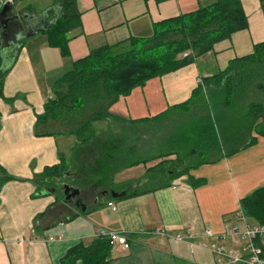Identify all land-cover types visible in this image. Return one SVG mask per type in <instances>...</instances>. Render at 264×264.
I'll return each instance as SVG.
<instances>
[{
  "label": "crops",
  "instance_id": "obj_1",
  "mask_svg": "<svg viewBox=\"0 0 264 264\" xmlns=\"http://www.w3.org/2000/svg\"><path fill=\"white\" fill-rule=\"evenodd\" d=\"M215 1L77 0L82 28L70 40L67 55L51 47L43 33L27 36L16 53L0 99V166L19 179L6 182L0 189V264H61L70 249L79 244L90 246L101 231L124 232L129 243L128 249L114 247L107 264H218L213 251L202 247L215 242L205 235L206 229L220 235L226 223L237 224L241 200L264 187V136L255 131L254 145L190 171L194 179L205 180L204 185L193 187L188 176H182L169 187L160 189L159 183L143 189L145 173L152 166L136 165L106 176L102 186L105 192L102 189L103 193L93 195L86 204V214L71 212L64 197L56 202V194L34 197L36 185L32 182L46 167L59 164L62 150L75 142L69 136L38 135L50 132L46 126H37V117L44 113L55 81L93 50L132 37H151L155 23ZM7 2L15 5L13 13L21 17L60 10L56 0H0V11ZM241 2L248 29L217 43L214 51L194 63L136 88L113 105L111 113L127 120L154 117L190 99L205 79L225 70L232 60L252 54L254 46L264 42V13L260 0ZM27 32L26 28L13 42L0 44V68L10 65L17 42ZM100 125L102 130L107 128L106 123ZM70 174V179L77 175ZM127 189L133 195L112 197L113 191ZM109 201L116 204L117 211L109 207ZM158 228L169 229L172 236L191 233L193 245L156 235ZM241 248L243 245L237 247Z\"/></svg>",
  "mask_w": 264,
  "mask_h": 264
},
{
  "label": "trees",
  "instance_id": "obj_2",
  "mask_svg": "<svg viewBox=\"0 0 264 264\" xmlns=\"http://www.w3.org/2000/svg\"><path fill=\"white\" fill-rule=\"evenodd\" d=\"M260 3L264 13V0ZM56 4L60 6L59 12L53 13L50 9L38 16L29 13L0 32V44L4 46L13 42L19 32L26 28L29 31L17 42L10 65L0 68V99L16 53L29 34L43 33L51 47L67 55L70 40L81 33L77 31L82 28L77 0H56ZM28 10L31 11L29 7ZM248 27L241 0H216L211 5L155 23L151 37H132L124 43L93 50L76 61L70 72L55 81L44 113L37 117V126L50 130L38 135L74 137L72 159L68 163L61 154L59 164L46 167L42 174L35 176L32 179L36 185L34 197L50 195L45 189L53 188L57 190L56 202H60L63 195L58 188L63 182L89 191L88 194H97L102 192L106 176L171 157L174 159L167 164L169 179L162 177L164 161L153 169L148 168L146 178H159L160 189L169 187L182 176H188L193 187L204 185L205 180L190 176L191 170L254 145L257 140L252 137L254 131L264 136V105L246 103L251 90L264 93V42L256 44L252 54L232 60L225 70L205 79L190 99L154 117L127 120L110 110L136 88L194 63L198 57L214 51L217 43ZM190 51L195 56L184 57ZM242 102H245V114L236 116L232 108ZM234 120L243 122L242 130L229 129ZM102 123L107 125L105 130L100 129ZM224 135L232 139L247 137V141L229 148ZM86 158H92L93 162ZM73 172L77 175L70 179ZM12 180L19 179L0 166V189ZM130 191L127 196L133 195ZM240 205L249 220L264 224V187L243 198ZM261 247L264 258V245ZM112 250L108 239L96 238L90 246L79 244L70 249L61 264L78 261L107 264Z\"/></svg>",
  "mask_w": 264,
  "mask_h": 264
},
{
  "label": "built area",
  "instance_id": "obj_3",
  "mask_svg": "<svg viewBox=\"0 0 264 264\" xmlns=\"http://www.w3.org/2000/svg\"><path fill=\"white\" fill-rule=\"evenodd\" d=\"M188 56H195V54L191 51L184 54V57ZM108 205L113 211H117V206L113 201H109ZM224 229V233L220 235L211 229H206L205 235L213 238L215 242L202 245V247L213 251L217 256L218 264H264L261 247L264 245V224L251 223L241 212L238 223L234 225L226 223ZM155 233L163 238H174L183 243H192L193 240L191 233L187 237L180 234L172 236L171 231L165 228H158ZM96 238L108 239L113 248L116 246L129 248L128 239L124 232L101 231L97 233ZM218 242H222L221 245ZM226 242L231 246L223 244ZM240 245H243V248L237 249Z\"/></svg>",
  "mask_w": 264,
  "mask_h": 264
},
{
  "label": "rangeland",
  "instance_id": "obj_4",
  "mask_svg": "<svg viewBox=\"0 0 264 264\" xmlns=\"http://www.w3.org/2000/svg\"><path fill=\"white\" fill-rule=\"evenodd\" d=\"M249 102H258V103H262L264 105V93L263 92H260L258 91L257 89H253L251 90L250 94H249V97L248 99L246 100V103L248 104ZM233 109V112L236 116L239 115V116H244L245 114V110H246V106H245V102H242L241 104L239 105H236L235 107L232 108ZM244 127V124L243 122L241 121H238V120H234L233 124L231 127H229V129H232L233 131H236V130H242V128ZM262 128L264 129V124L262 125ZM224 137H226L227 139L226 140V144H227V147L229 148H236L238 146H240L243 142H244V139L243 137L242 138H239V139H232V138H228L229 136L227 135H224ZM75 146V142L74 143H70L68 145H66L65 149L62 150L63 152V155L65 156L66 160L68 161V163L70 162V160L72 159L71 155H72V151L71 149ZM174 157H171V158H168L167 160H157V161H153V162H150L148 163L149 166H152L150 168H155L157 165H159L161 162H163L166 166H164V170H163V175L162 177L164 179L167 180L169 174H168V170H167V164L170 163L171 160H173ZM86 160L88 161H92L93 162V159L90 158V159H87ZM87 163V162H86ZM171 166V165H170ZM168 166V167H170ZM147 173V172H146ZM145 173V174H146ZM147 177V176H146ZM146 178L145 181H143L142 183V188L143 189H147V188H152L154 187L155 185L161 183V180L159 178H154V179H148ZM169 179V178H168ZM141 188V187H140ZM91 200H88V202L86 201V204H88ZM82 208H79L77 211L78 212H81Z\"/></svg>",
  "mask_w": 264,
  "mask_h": 264
},
{
  "label": "water",
  "instance_id": "obj_5",
  "mask_svg": "<svg viewBox=\"0 0 264 264\" xmlns=\"http://www.w3.org/2000/svg\"><path fill=\"white\" fill-rule=\"evenodd\" d=\"M15 9V5H13L11 2H7L3 8L0 11V32L5 31L9 24L12 21H18V20H22V17L20 15V13H13V10ZM62 189H60L61 191L63 190L65 195L67 196L65 198V201H67L69 199V194L71 196H79L81 194V190L79 188H72L71 185L67 182H63L62 184ZM46 192L51 193V194H55L56 189H51V188H46L45 189ZM128 194L127 191L124 192H112V197L115 199H120L123 197H126ZM87 208L84 207L83 208V212L86 211Z\"/></svg>",
  "mask_w": 264,
  "mask_h": 264
},
{
  "label": "flooded vegetation",
  "instance_id": "obj_6",
  "mask_svg": "<svg viewBox=\"0 0 264 264\" xmlns=\"http://www.w3.org/2000/svg\"><path fill=\"white\" fill-rule=\"evenodd\" d=\"M71 187L75 188L72 185H71ZM58 189L61 192V194L63 195L64 201H65V198L67 196L65 195L63 190L62 191L60 190V189H62V185ZM127 190H129V189H127ZM88 192H84V191L81 190V194L79 196H71L69 194L68 195L69 199L67 201H65L67 203V209H69L71 212H75L79 208H82L81 210H83V208L86 207V201L88 202V200H91L93 195H95V194H88ZM55 193H57V190H56Z\"/></svg>",
  "mask_w": 264,
  "mask_h": 264
}]
</instances>
